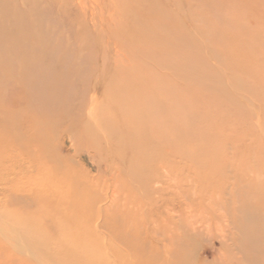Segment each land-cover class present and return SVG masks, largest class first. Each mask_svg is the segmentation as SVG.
<instances>
[{
  "label": "rangeland",
  "instance_id": "1",
  "mask_svg": "<svg viewBox=\"0 0 264 264\" xmlns=\"http://www.w3.org/2000/svg\"><path fill=\"white\" fill-rule=\"evenodd\" d=\"M0 16L14 31L32 26L44 36L35 57L33 40L20 44L21 63L0 55V264H37L7 231L27 235L23 225L39 224L13 190L25 182L16 168L24 142L42 132L60 146L55 164L93 185L77 196L101 195L103 209L113 199L111 210L132 213L141 238L160 239L169 216L180 214L195 231L185 252L197 249L198 264H264V0H0ZM55 74L58 98L39 84ZM96 80L92 97H82ZM156 94L173 159L161 170L171 179L166 193L163 180L152 182L154 193L143 188L149 178L134 174L142 165L135 157L106 159L70 140L80 121L75 105L90 100L99 111L113 105L134 114L154 107Z\"/></svg>",
  "mask_w": 264,
  "mask_h": 264
},
{
  "label": "bare ground",
  "instance_id": "2",
  "mask_svg": "<svg viewBox=\"0 0 264 264\" xmlns=\"http://www.w3.org/2000/svg\"><path fill=\"white\" fill-rule=\"evenodd\" d=\"M4 18L0 16V41L4 39V46L0 45V55H7L21 63L25 51L20 44L25 40H33L35 44H32L29 50L30 56L35 57L36 45L44 41L43 34H37L36 27L31 26L28 29V26L20 27V24V28L14 31L13 27L3 25L6 21ZM40 60L35 62L40 64ZM61 81V74H55L51 82L42 83L40 80L39 84L42 89L54 91L58 98L62 88L56 86ZM100 85L101 82L96 80L90 87L85 86L82 97L87 98V95L95 93ZM156 96L152 102L154 107L148 111L139 108L134 114L114 111L111 109L113 105L99 111L91 107L90 100L75 105L79 110L76 114L80 116V121L70 140L77 139L87 150L106 159L116 155L125 163L126 154H129L142 165L151 164L148 169L141 165L140 170L134 174L140 178H149L147 186L143 178L140 181L145 183L143 188L149 185L150 193L156 192V189L151 187L154 180L166 181L161 188V191L166 193L170 187L167 181L171 184V179L164 172L161 173V170L164 171L173 159L167 149L169 122L167 110L161 106L164 98L160 94ZM64 97L63 102L68 103L66 95ZM156 106L163 108L159 116L154 112ZM41 134L25 140L24 148L19 152V158L22 160L16 162V168L24 175L25 182L23 187L13 190V193L17 192L22 202L34 208L33 217L39 223L33 228L28 226L30 229L23 225L27 235L13 226L7 231L13 241L12 246L17 247L19 253L34 259L37 264H198L195 260L197 249L189 254L185 252V247H192L193 237L196 235L193 234L195 231L188 233L190 229L182 215L178 214L177 218L169 216L161 238L155 242L153 239L141 238L138 227L133 225L132 213L122 214L118 208L115 212L111 210L113 199L110 201L112 205L103 209L98 206L103 199H100L101 195L88 193L82 199L80 195L77 196L79 188L93 185L72 180L74 175L71 166L55 164L61 157L60 146L55 143L56 139L48 142L46 132ZM19 135L17 139H20ZM148 155L151 156V161L145 160ZM110 162L107 160V166L111 169L114 163ZM115 193L116 191L111 194L112 198H115ZM106 195L105 193L104 200L108 199ZM119 227L122 229L118 232ZM100 230H104L108 235L100 233ZM17 238L20 239L19 242Z\"/></svg>",
  "mask_w": 264,
  "mask_h": 264
}]
</instances>
